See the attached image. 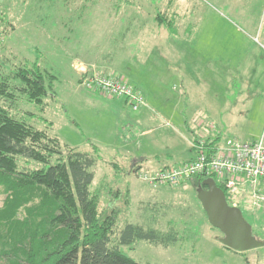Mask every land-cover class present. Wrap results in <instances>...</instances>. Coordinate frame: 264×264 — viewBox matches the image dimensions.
<instances>
[{
    "label": "rangeland",
    "instance_id": "1",
    "mask_svg": "<svg viewBox=\"0 0 264 264\" xmlns=\"http://www.w3.org/2000/svg\"><path fill=\"white\" fill-rule=\"evenodd\" d=\"M0 62L1 72L37 63L51 76L43 104L16 93L12 112L63 148L95 156L93 189L101 190V210L121 209L119 232L132 222L169 234L165 244L122 245L124 253L146 264H264V246L239 252L220 242L194 178L151 185L140 177L190 161L193 143L217 133L214 123L226 128L221 143L262 135L264 0H5ZM114 69L145 83L158 113L84 87L82 73ZM181 83L189 100L177 97ZM26 164L38 166L20 160ZM118 189H130L129 204L109 195ZM4 200L0 188V207ZM256 211L243 209L254 225Z\"/></svg>",
    "mask_w": 264,
    "mask_h": 264
},
{
    "label": "trees",
    "instance_id": "2",
    "mask_svg": "<svg viewBox=\"0 0 264 264\" xmlns=\"http://www.w3.org/2000/svg\"><path fill=\"white\" fill-rule=\"evenodd\" d=\"M157 18L161 24L167 21L161 14ZM168 26L171 28V23ZM2 67L0 62V188L5 194L0 207V264H146L128 256L121 246L137 240L165 244L169 234L132 222L119 232L121 209L115 207L108 213L101 210V190L93 189L95 156L74 147L63 148L56 137L12 112L16 93L43 104L51 92V76L37 63L10 73L1 72ZM93 72L82 73L83 79ZM221 138L217 135L206 141ZM21 159L38 166H21ZM166 168L169 167L158 170ZM207 177L200 174L184 180L195 179L197 195L198 186ZM218 185L225 191L228 203L243 211L241 200L221 183ZM130 194V189L109 193L121 200L123 195L127 204ZM249 214L255 225L245 218L255 236L264 241V211Z\"/></svg>",
    "mask_w": 264,
    "mask_h": 264
},
{
    "label": "built area",
    "instance_id": "3",
    "mask_svg": "<svg viewBox=\"0 0 264 264\" xmlns=\"http://www.w3.org/2000/svg\"><path fill=\"white\" fill-rule=\"evenodd\" d=\"M4 1L0 0V10ZM83 85L105 97L126 98L134 110L146 104L143 93L129 79L116 72L102 74L94 70L85 77ZM213 141L195 143L196 156L190 161L145 174L144 177L150 184L176 185L194 175L215 176L218 184L225 186L239 200L243 199L245 210H264V132L255 141H241L235 137H228L223 143ZM245 195L251 199L248 206L243 197Z\"/></svg>",
    "mask_w": 264,
    "mask_h": 264
},
{
    "label": "water",
    "instance_id": "4",
    "mask_svg": "<svg viewBox=\"0 0 264 264\" xmlns=\"http://www.w3.org/2000/svg\"><path fill=\"white\" fill-rule=\"evenodd\" d=\"M202 184L197 188V198L209 223L223 233L220 242L239 252L264 246V241L255 236L253 227L245 218L242 209L228 203L226 193L216 179L207 177Z\"/></svg>",
    "mask_w": 264,
    "mask_h": 264
},
{
    "label": "crops",
    "instance_id": "5",
    "mask_svg": "<svg viewBox=\"0 0 264 264\" xmlns=\"http://www.w3.org/2000/svg\"><path fill=\"white\" fill-rule=\"evenodd\" d=\"M168 51H169V50H168ZM163 58H164V57H163ZM164 59H165V58H164ZM98 68H99V67H98ZM103 68H104V69H109V68H106V67H103ZM104 69H102V70H104ZM114 70H115L116 73H118V74H120V75H123V74L120 73L118 70H116V69H114ZM104 71H108V70H104ZM129 71H133V67H130ZM123 76L125 77V75H123ZM125 78H127V77H125ZM129 80H130V79H129ZM132 83H133L138 89H140V90L143 92V94H144L146 104L143 106V108H147V107H149V109L152 110L153 113H158V111L155 110L154 106H151V105L148 103V102H150V101L153 100V97H152L153 94H152V93H149L148 86H147L145 83L140 82V83H143V84L145 85V87L142 88L140 85H137V84L134 83V82H132ZM183 86H184V84L181 83V85L177 87V90L179 91V93L177 94V97L183 98L184 100H189L187 94L190 93V90H189V92H187V89H185V87H183ZM145 91L147 92V94H146ZM228 92H229V91H228ZM228 97L231 98L229 93H228ZM123 99H124V98H123ZM125 101H126V100H125ZM126 102H127V101H126ZM127 103H128V102H127ZM186 110H188V109H186ZM186 110H185V111H186ZM185 111L183 112L184 115H185ZM139 120L142 121V119H139ZM200 122H202V120H201ZM200 122H199V124H200ZM199 124H197V125H199ZM200 125H202V124H200ZM213 127L217 129V133H216V134H212V135L210 136V138H215V137H217V135L220 136V137H222V136H223V132L226 130L225 126H223V127H218V126L214 123ZM255 140H256V139H255ZM255 140H253V141H255ZM193 145H194V143H193ZM193 147H194V146H193ZM192 151L195 152V150H194L193 148H192ZM191 159H193V156H192L189 160H191ZM151 166H152V165H151ZM151 166H148V168L151 167Z\"/></svg>",
    "mask_w": 264,
    "mask_h": 264
}]
</instances>
